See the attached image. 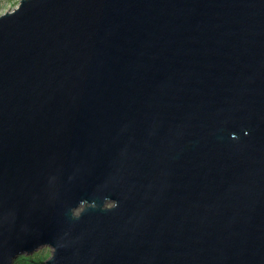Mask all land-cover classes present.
Instances as JSON below:
<instances>
[{"label": "water", "instance_id": "1", "mask_svg": "<svg viewBox=\"0 0 264 264\" xmlns=\"http://www.w3.org/2000/svg\"><path fill=\"white\" fill-rule=\"evenodd\" d=\"M264 264V0H19L0 15V264Z\"/></svg>", "mask_w": 264, "mask_h": 264}, {"label": "rangeland", "instance_id": "2", "mask_svg": "<svg viewBox=\"0 0 264 264\" xmlns=\"http://www.w3.org/2000/svg\"><path fill=\"white\" fill-rule=\"evenodd\" d=\"M19 0H0V15L5 11L13 9ZM51 255V247L44 246L31 254L25 255L30 257L29 264H46L45 261ZM15 261V260H14ZM14 263V262H13Z\"/></svg>", "mask_w": 264, "mask_h": 264}, {"label": "trees", "instance_id": "3", "mask_svg": "<svg viewBox=\"0 0 264 264\" xmlns=\"http://www.w3.org/2000/svg\"><path fill=\"white\" fill-rule=\"evenodd\" d=\"M29 264L30 263V257L25 255H20L17 257L13 264Z\"/></svg>", "mask_w": 264, "mask_h": 264}, {"label": "bare ground", "instance_id": "4", "mask_svg": "<svg viewBox=\"0 0 264 264\" xmlns=\"http://www.w3.org/2000/svg\"><path fill=\"white\" fill-rule=\"evenodd\" d=\"M34 252V251H33ZM19 257V256H18ZM27 264V263H26Z\"/></svg>", "mask_w": 264, "mask_h": 264}, {"label": "clouds", "instance_id": "5", "mask_svg": "<svg viewBox=\"0 0 264 264\" xmlns=\"http://www.w3.org/2000/svg\"><path fill=\"white\" fill-rule=\"evenodd\" d=\"M20 256V255H19Z\"/></svg>", "mask_w": 264, "mask_h": 264}]
</instances>
